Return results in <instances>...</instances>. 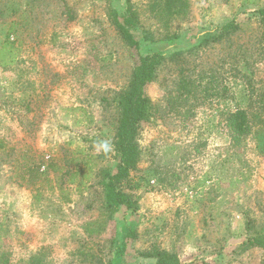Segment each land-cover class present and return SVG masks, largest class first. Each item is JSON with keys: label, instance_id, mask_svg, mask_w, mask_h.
<instances>
[{"label": "rangeland", "instance_id": "obj_1", "mask_svg": "<svg viewBox=\"0 0 264 264\" xmlns=\"http://www.w3.org/2000/svg\"><path fill=\"white\" fill-rule=\"evenodd\" d=\"M260 8L0 0V264H155L163 250L183 264H264V247L245 244L264 232ZM153 55L151 116L124 183L137 206L108 208L100 171L119 164L117 99Z\"/></svg>", "mask_w": 264, "mask_h": 264}, {"label": "trees", "instance_id": "obj_2", "mask_svg": "<svg viewBox=\"0 0 264 264\" xmlns=\"http://www.w3.org/2000/svg\"><path fill=\"white\" fill-rule=\"evenodd\" d=\"M260 21L264 24V8L258 11ZM133 17L127 20L132 23ZM237 31V25L234 22L225 25L222 33L229 35ZM10 35V34H9ZM131 46L138 44L128 32L124 33ZM5 49V48H4ZM162 62V56L153 55L142 58L141 63L133 74L129 87L118 96L117 104L120 108L119 124L115 134V149L118 154L119 164L115 174L107 170H101L100 178L106 189L107 207L112 209L135 208L136 201L126 192L125 182L129 181L130 172L136 168L140 158V151L137 143L140 126L143 122L150 119V100L145 94V87L154 81L158 67ZM231 126L238 135L248 134L250 127L247 121V114L243 110H238L230 115ZM248 246L264 247V232L254 233L253 238L247 241ZM244 244V245H245ZM156 259L155 264H183L178 256L168 251H156L150 253Z\"/></svg>", "mask_w": 264, "mask_h": 264}, {"label": "clouds", "instance_id": "obj_3", "mask_svg": "<svg viewBox=\"0 0 264 264\" xmlns=\"http://www.w3.org/2000/svg\"><path fill=\"white\" fill-rule=\"evenodd\" d=\"M98 149L108 152L111 150V144L108 141H101L97 145Z\"/></svg>", "mask_w": 264, "mask_h": 264}]
</instances>
